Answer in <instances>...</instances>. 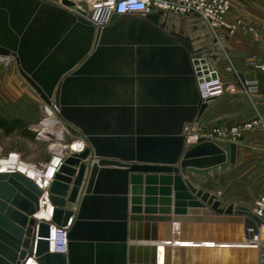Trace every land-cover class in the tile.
<instances>
[{
  "label": "water",
  "instance_id": "obj_1",
  "mask_svg": "<svg viewBox=\"0 0 264 264\" xmlns=\"http://www.w3.org/2000/svg\"><path fill=\"white\" fill-rule=\"evenodd\" d=\"M85 16L73 0H0V53L87 143L50 180L52 217L37 214V182L0 172V264H264V219L188 178L237 159L233 141L185 144L215 99L200 84L219 78L216 38L196 16ZM51 225H68L65 253Z\"/></svg>",
  "mask_w": 264,
  "mask_h": 264
},
{
  "label": "built area",
  "instance_id": "obj_2",
  "mask_svg": "<svg viewBox=\"0 0 264 264\" xmlns=\"http://www.w3.org/2000/svg\"><path fill=\"white\" fill-rule=\"evenodd\" d=\"M76 6L86 12V18L91 21L96 27L104 26L108 23L109 18L113 12L119 15H131L138 17H145L148 14L155 13L157 11H164L170 14H176L180 17L196 16L201 22H203L213 34H218L219 31H223L229 34H234L239 28L243 27L241 20L236 19L229 21L227 14L231 8V0H73ZM248 30L257 35V32L253 28ZM16 64L15 57L11 54L0 53V68L7 69ZM251 65L264 72V64L258 62L255 58L252 59ZM236 79H233L235 84L232 87V91L235 89L236 84L239 83L241 92L244 93L250 101H252V94L258 90L257 80L251 78L248 80L242 79L235 73ZM238 85V86H239ZM200 91L204 100L218 97L222 93V82L218 79L200 84ZM44 117L34 128L37 138L46 140L53 139L50 144L52 150V156L49 163L53 158H58V168L62 164L63 160L69 154L73 152H82L87 147L86 141L80 136H75L73 142L70 145H61L58 143L59 136L62 132H71L68 125L59 116V108L54 101L50 104L43 102ZM53 119L52 123H47L48 120ZM256 128L264 129V117L257 113L251 120L243 121L231 126H213L211 128H202L198 120L185 126V144H195L199 138L203 137L207 140L219 139L237 142L246 131ZM76 142L74 146L73 143ZM0 158L9 159L14 158L19 161H23L21 156L16 151H10L6 154H0ZM24 162V161H23ZM30 164V163H29ZM35 167V164H32ZM57 168V170H58ZM52 179V178H51ZM50 181L41 185L38 183L41 189V198L43 196L49 198L48 186ZM41 205V204H40ZM251 210L260 218L264 219V193L258 196L252 206ZM53 206L51 214L52 217ZM49 221V220H48ZM67 226L57 227L51 225L50 236L48 238L49 248L51 252H63L67 250L66 231ZM255 246H261L258 236L255 235V239L251 241ZM37 264L39 262L35 257ZM28 261H26L27 263ZM25 263V264H26Z\"/></svg>",
  "mask_w": 264,
  "mask_h": 264
},
{
  "label": "crops",
  "instance_id": "obj_3",
  "mask_svg": "<svg viewBox=\"0 0 264 264\" xmlns=\"http://www.w3.org/2000/svg\"><path fill=\"white\" fill-rule=\"evenodd\" d=\"M227 19L229 21L240 19L245 28H239L232 35H223L222 32L221 34L219 33V35H221L218 39L220 50L223 54L227 52V56L229 55V57L232 58L231 65L241 74L243 79L248 80L253 78L257 80L258 90L252 94L251 103L248 104V102H246V108L249 111L250 117H252L255 112L264 116V72L251 65L253 58L264 64V0H231V8L227 14ZM248 27L253 28L257 32V35L252 34L247 29ZM202 36H205V34L203 33ZM211 37H213L212 33ZM216 37L218 38V35ZM208 45L213 46L214 43L212 42ZM223 54L215 61V68L218 72L219 80L226 83L229 81V75H227L226 72L228 69L227 64H225V60L222 58ZM18 75L17 65L14 64L6 75L0 77V83L5 82L4 84L6 85L3 91L4 97L13 101L20 100L25 103L39 105L41 103L40 97L26 82L22 85L20 91L10 86V81L15 82L16 80L17 82L16 78ZM239 94L240 93L225 90L221 96L215 97L205 109L203 115L198 119L203 123L202 126L208 129L213 126H231L239 123L238 120L234 118V115H232L233 110L239 106L240 102L236 98ZM217 102L218 109L216 107ZM12 111L14 110H7L9 115H13L14 112ZM216 111H218V114ZM1 114H3V112H0V115ZM217 120L218 125L212 124L213 126H209ZM37 124L38 122L34 118H25L16 115L11 119L10 123L6 125L4 118L0 116V134L3 138L11 134H21L29 139L42 140L37 138V135L35 136L34 128ZM70 131L74 137L79 135L75 131ZM3 143L4 142L0 141V147ZM236 144V163L229 166L224 171L218 170L217 173H209L205 177L217 174L218 177H224L230 171L236 170L243 165H247V172L253 173L257 163L262 162L264 164V129L256 128L246 131ZM199 177L200 176H194L188 173V178L193 184H195V180ZM256 177L257 175H253L252 179ZM220 194H222V191ZM231 200V204L234 206L240 204L238 200ZM261 259L264 260V246L261 250Z\"/></svg>",
  "mask_w": 264,
  "mask_h": 264
},
{
  "label": "rangeland",
  "instance_id": "obj_4",
  "mask_svg": "<svg viewBox=\"0 0 264 264\" xmlns=\"http://www.w3.org/2000/svg\"><path fill=\"white\" fill-rule=\"evenodd\" d=\"M236 20V19H235ZM240 20V19H239ZM242 22V21H241ZM245 28V26H243ZM241 27V28H243ZM187 24L185 29L187 30ZM196 28H198L196 26ZM195 28V29H196ZM250 28V27H248ZM247 28V29H248ZM190 29V28H189ZM191 31V30H190ZM210 31V30H209ZM211 32V31H210ZM223 35H232L223 31H219L218 34H213V37L216 38L217 43L218 39L221 37L219 33ZM203 34V33H202ZM218 35V38L216 37ZM225 60V64H227V75L229 78L226 83L222 82V93L225 90H229L234 93H240L237 95V99L239 100V106L235 110H233L232 115L234 118L238 120L239 123L247 120H251L254 116L257 115V112L253 114L252 117L249 116V111L246 108V102L248 104L251 103L249 98L241 92V88L239 83L236 84L235 89L232 91V87L235 84L233 79H236V72L238 76L242 78L241 74L231 65L232 58L227 56V52L223 54ZM13 67V65L7 69L0 68V77H3L8 73V71ZM17 82L10 81V86L14 89L20 91L22 89V85L26 82L20 75L17 76ZM243 79V78H242ZM0 83V112H3L0 116L4 118L5 124H9L11 119L14 116L19 117H27V118H34L39 123L44 117V110H43V101L38 105H33L29 103H25L24 101H13L7 99L3 95V91L5 90L4 87L6 85ZM16 83V84H15ZM239 85V86H238ZM221 94L219 96H221ZM216 107L218 109V102L216 103ZM7 110H14L12 112L13 115H9ZM218 114V111H216ZM236 116V117H235ZM263 116V115H262ZM264 117V116H263ZM199 121V120H198ZM202 126V122L199 121ZM237 123V122H236ZM218 125V120L214 123H211L209 126ZM202 128H205L202 126ZM206 129V128H205ZM36 136V133H35ZM59 141L61 145H70L73 142L74 136L68 132L64 131L59 136ZM0 141L4 142L1 144L0 147V154H6L10 151H17L20 153L22 160L25 163L35 164L41 169H44L45 166L49 163L52 156V150L50 149V144L52 143L53 139L51 140L48 138L46 140H35L29 139L26 136L21 134H11L8 137L6 136L3 138L0 134ZM264 164L259 162L255 165L254 172H247V165H243L236 170L230 171L224 177L217 175H211L208 177L200 176L198 179L195 180V186L201 189L204 192L209 194L215 195L216 199L220 202V207H225L230 205L232 202L231 199L238 200L240 202L239 205H243L245 207H251L254 200L264 193ZM253 175H257L255 179H252ZM222 191V194L220 192Z\"/></svg>",
  "mask_w": 264,
  "mask_h": 264
},
{
  "label": "bare ground",
  "instance_id": "obj_5",
  "mask_svg": "<svg viewBox=\"0 0 264 264\" xmlns=\"http://www.w3.org/2000/svg\"><path fill=\"white\" fill-rule=\"evenodd\" d=\"M57 2H59V0H57ZM52 121L53 119L48 120L47 123H52ZM73 145L75 146L76 142L73 143ZM58 163V158L55 156L51 163H48L44 169H41L39 167H35L32 164H28L14 158H0V172H10L11 170L20 171L25 175H28L35 182L45 185L51 180V178H53L55 172L57 171ZM40 204V209L38 210L37 214H44L49 217L52 210V204L50 203L49 198L43 196L41 198ZM26 264L37 263L34 259H31Z\"/></svg>",
  "mask_w": 264,
  "mask_h": 264
}]
</instances>
